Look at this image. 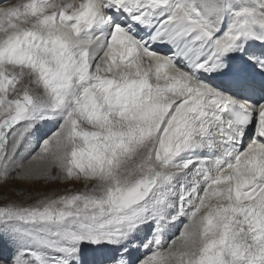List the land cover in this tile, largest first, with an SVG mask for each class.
Listing matches in <instances>:
<instances>
[{
	"label": "snow or ice",
	"instance_id": "obj_1",
	"mask_svg": "<svg viewBox=\"0 0 264 264\" xmlns=\"http://www.w3.org/2000/svg\"><path fill=\"white\" fill-rule=\"evenodd\" d=\"M0 264H264V0H0Z\"/></svg>",
	"mask_w": 264,
	"mask_h": 264
},
{
	"label": "rangeland",
	"instance_id": "obj_2",
	"mask_svg": "<svg viewBox=\"0 0 264 264\" xmlns=\"http://www.w3.org/2000/svg\"><path fill=\"white\" fill-rule=\"evenodd\" d=\"M56 187H58V188H62L63 186H61V185H57ZM69 187H72V186H69ZM76 187H82V185H77Z\"/></svg>",
	"mask_w": 264,
	"mask_h": 264
},
{
	"label": "bare ground",
	"instance_id": "obj_3",
	"mask_svg": "<svg viewBox=\"0 0 264 264\" xmlns=\"http://www.w3.org/2000/svg\"><path fill=\"white\" fill-rule=\"evenodd\" d=\"M35 138L33 137V142H34Z\"/></svg>",
	"mask_w": 264,
	"mask_h": 264
}]
</instances>
